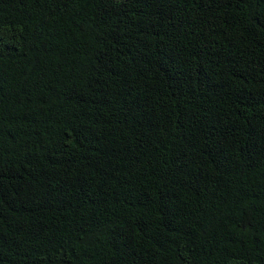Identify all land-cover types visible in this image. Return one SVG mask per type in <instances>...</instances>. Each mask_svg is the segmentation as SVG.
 Here are the masks:
<instances>
[{"label":"trees","instance_id":"1","mask_svg":"<svg viewBox=\"0 0 264 264\" xmlns=\"http://www.w3.org/2000/svg\"><path fill=\"white\" fill-rule=\"evenodd\" d=\"M0 264H264V0H0Z\"/></svg>","mask_w":264,"mask_h":264}]
</instances>
